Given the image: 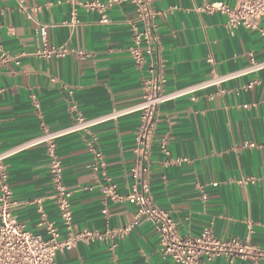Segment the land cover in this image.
<instances>
[{
	"label": "crops",
	"instance_id": "0c3cea01",
	"mask_svg": "<svg viewBox=\"0 0 264 264\" xmlns=\"http://www.w3.org/2000/svg\"><path fill=\"white\" fill-rule=\"evenodd\" d=\"M88 2L108 0H1V151L68 128L78 117L97 119L140 100L150 59L139 67L129 52L135 9L113 6L106 11L110 23L103 24V13L87 10ZM236 2L150 0L165 91L212 83L160 107L146 180L155 206L169 214L180 239H197L210 229L221 243L249 247L220 251L211 264H264V68L245 72L264 63V18L258 29L248 30L207 10ZM42 26H48V46L73 53L38 55L45 49ZM138 126L139 114L127 113L55 139L64 185L73 192L71 229L61 220L49 143L6 160L19 203L15 214L27 231L47 239L46 223H53L61 241L84 232L101 235L59 253L57 264H177L161 252L150 219H137L135 206L105 194L111 185L123 196L132 190ZM164 138L170 157L161 150ZM95 152L105 162L103 171L95 170ZM177 159L186 161L171 162Z\"/></svg>",
	"mask_w": 264,
	"mask_h": 264
},
{
	"label": "built area",
	"instance_id": "2783aa9c",
	"mask_svg": "<svg viewBox=\"0 0 264 264\" xmlns=\"http://www.w3.org/2000/svg\"><path fill=\"white\" fill-rule=\"evenodd\" d=\"M1 4V0H0ZM131 5L136 15L128 23L133 33V45L129 52L135 63L139 67L147 65V58L150 59L149 76L143 82V91L140 100L131 107L116 111L109 115L97 119H84L78 117L76 122L65 129L54 132L46 131L44 135L22 144L8 151L0 150V264H57L56 259L59 253L71 249L75 244L83 240L94 241L101 237L98 233L84 232L74 237L61 241L59 229L53 223H46L48 238L35 235L27 231L16 216L19 206L14 197V192L10 184V176L6 160L13 155L23 151L29 146L41 143H49V155L51 159L50 172L53 185L56 191V200L60 209L63 225L71 229L73 221L71 197L73 192L66 189L64 185V168L56 157L55 139L71 132L86 130L96 124L105 122L110 118L127 114H139V126L136 131V160L131 168V192L127 196L121 195L115 185L105 189V194L115 202H127L137 208V219L147 217L157 228L160 236L161 252L170 256L177 264H211L213 256L220 251H230L236 247L239 252H244L248 246H239L238 243H221L213 238L211 230L206 229L203 235L197 239H180L175 233V223L168 213L158 209L150 195V186L146 180L149 171L151 157V143L158 121L160 107L166 102L192 93L202 87H206L211 81L191 86L188 88L166 92L164 80L159 68V57L161 45L159 39L158 26L156 23V13L151 7L150 0H108L106 4L98 2H88L84 4L87 10H99L103 13L101 23L108 24L110 19L106 14L107 9L116 5ZM23 11L32 15L27 8L21 5ZM40 8L34 10L38 12ZM209 11H220L228 17V24L234 28L243 27L248 30L258 29L264 18V0H237L235 7H228L224 4H213L207 7ZM48 26L40 28V35L44 42L45 49L38 55L52 58L65 57L72 51L47 44ZM82 57L84 53L79 52ZM1 59L10 60L6 55ZM20 63V57L14 59ZM264 68V63H252L246 70L256 71ZM229 78L222 77L219 80ZM169 139L164 138L161 143L162 152L170 157ZM95 170H104L105 162L99 152H95ZM186 159L171 160L173 163L181 164ZM107 211L104 214L107 215ZM125 229L124 231H128ZM121 236L123 231H119Z\"/></svg>",
	"mask_w": 264,
	"mask_h": 264
}]
</instances>
